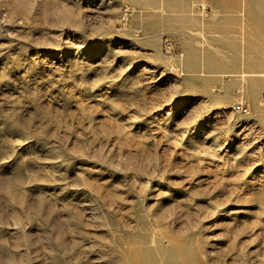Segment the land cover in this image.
Wrapping results in <instances>:
<instances>
[{"label": "rangeland", "instance_id": "obj_1", "mask_svg": "<svg viewBox=\"0 0 264 264\" xmlns=\"http://www.w3.org/2000/svg\"><path fill=\"white\" fill-rule=\"evenodd\" d=\"M164 1L0 0V264H264V91L177 30L264 52V0Z\"/></svg>", "mask_w": 264, "mask_h": 264}, {"label": "crops", "instance_id": "obj_2", "mask_svg": "<svg viewBox=\"0 0 264 264\" xmlns=\"http://www.w3.org/2000/svg\"><path fill=\"white\" fill-rule=\"evenodd\" d=\"M141 6L149 5L146 0H136ZM156 4V3H153ZM165 7L169 5L164 1ZM157 5V4H156ZM189 24V26H188ZM180 24L177 30L182 32L183 59L180 66L187 77H197L199 72L209 73L216 83L223 88H233L239 85V77L245 78V88L249 94L264 91V52L253 51L250 48L233 44L230 38L236 32L243 30L240 23H188ZM189 29L201 31L203 36L210 39V45L199 48L192 37L185 33ZM195 37H199L196 35ZM234 36L235 41H239ZM227 75H235L225 78ZM262 75L260 84L255 79ZM227 79V80H226Z\"/></svg>", "mask_w": 264, "mask_h": 264}, {"label": "bare ground", "instance_id": "obj_3", "mask_svg": "<svg viewBox=\"0 0 264 264\" xmlns=\"http://www.w3.org/2000/svg\"><path fill=\"white\" fill-rule=\"evenodd\" d=\"M148 3H156L158 4V8H161L160 2H163V0H146ZM170 6V11L171 12H180L183 11L184 9H187L186 6L182 5L179 1H172V4H169ZM191 10V9H190ZM254 105V102H253Z\"/></svg>", "mask_w": 264, "mask_h": 264}, {"label": "built area", "instance_id": "obj_4", "mask_svg": "<svg viewBox=\"0 0 264 264\" xmlns=\"http://www.w3.org/2000/svg\"><path fill=\"white\" fill-rule=\"evenodd\" d=\"M125 15H126V10L123 18H125ZM165 44L170 45V42L166 40ZM232 107L234 112H239V113L246 112V105L242 103V101H236L235 103H233Z\"/></svg>", "mask_w": 264, "mask_h": 264}]
</instances>
